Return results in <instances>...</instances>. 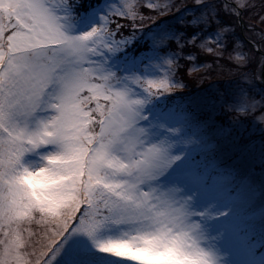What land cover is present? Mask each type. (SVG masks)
<instances>
[{"label": "snow or ice", "instance_id": "6c2138e0", "mask_svg": "<svg viewBox=\"0 0 264 264\" xmlns=\"http://www.w3.org/2000/svg\"><path fill=\"white\" fill-rule=\"evenodd\" d=\"M82 3L83 0H0V125L9 133L7 137L0 135V218L11 217L16 209L30 203L17 178L20 165L27 173L23 176L25 183L47 182L54 186L52 195L60 198L61 205L64 200L74 202L71 212L63 216L53 213L57 216L56 228L50 236L45 233L38 237V255L42 257L39 264H56L65 243L74 234L87 237L103 253L136 264H141L136 258L141 251L189 257L192 264H217L215 254L202 247L203 225L194 219L206 216L208 210L192 209L197 199L223 197L230 191L229 178L219 174L215 159L218 145L206 138H186L182 134L183 125L169 127L150 121L145 115V108L154 97L180 87L173 81L177 62L166 60L168 70L159 78L127 76L128 86H121L116 72L105 67L108 56L126 47L134 36V33L124 36L123 27L139 28L146 13L158 17L172 5L169 0H119L99 17L100 23L70 36L68 30L75 29L81 20ZM196 4L210 5L196 22L215 19L219 26L217 39L204 40L199 47L220 58L227 53L228 60L237 66L245 64L244 45L238 38L230 49L226 47L235 28L222 24L217 14L239 17L248 7L246 0H225L219 6L215 0H199ZM121 19L125 23H120ZM261 39L264 41V30ZM73 40L80 43L72 45ZM64 41H69L74 51L88 49L84 63L94 66L96 84L92 96L98 103L104 136L94 149L70 142L59 155L42 157L41 168L32 170L22 163L28 150L24 147L23 130L13 132L8 125H16L20 118H27L36 110L42 90L55 69L56 58L50 53ZM217 45L222 46L217 49ZM29 52L31 56L18 55ZM45 57L48 59L44 60ZM196 68L193 65L189 71L195 72ZM254 79L253 76L246 81L251 83ZM219 103L221 110L232 112L233 119L251 116L264 126V96L257 98L244 93L238 103L223 99ZM211 119L210 115L199 127L206 128ZM192 144L200 146L199 160L178 169V162L186 154L179 149ZM38 148L34 143L32 150ZM80 187L88 194L86 201L72 191ZM112 223L141 227L131 236L122 234L97 241L98 234ZM22 243L17 233L7 244H0V264H21Z\"/></svg>", "mask_w": 264, "mask_h": 264}, {"label": "trees", "instance_id": "16d2710c", "mask_svg": "<svg viewBox=\"0 0 264 264\" xmlns=\"http://www.w3.org/2000/svg\"><path fill=\"white\" fill-rule=\"evenodd\" d=\"M224 2L225 0H215L217 6ZM114 3L115 0H83L81 20L100 13L102 8L108 12ZM246 3L248 7L241 13L243 24L237 17L217 14V19L222 24H232L235 28V33L228 38L226 47L230 49L238 38L244 45L242 52L252 54L250 63L244 68H237V65L231 63L227 53L220 58L199 47L204 40L217 39L219 26L215 19L208 23L196 22L207 13L210 5L196 4L195 0H182V3L181 0H176L178 6H174L173 11L143 28L123 27L124 36L132 33L134 36L126 47L113 54V58L119 61V71L122 74L132 72L142 75L159 58H169L177 62L178 67L173 77L183 82V86L172 93L154 97L152 103L160 108L158 110L162 115L177 117L182 122V131L186 138L216 141L218 147L215 157L224 156L229 162H235L234 166L240 170V183L230 188V191H237L244 183L249 185L251 202L245 210L249 213L250 210L264 206V126L251 116L233 119L232 112L221 110L219 103L222 99L238 103L244 93L257 98L264 95L263 64L259 61V56L264 55L259 52L264 30V24H261L264 0H246ZM120 23L125 21L121 19ZM221 46L216 47L219 49ZM189 57L194 59L190 60ZM193 65L197 68L195 72H190ZM206 65L211 67L205 68ZM253 76L255 79L251 83L246 81ZM200 78L202 79L198 81ZM210 115L212 119L208 126L200 128V123ZM181 116L188 119L181 120ZM194 150L192 156L199 159L200 146L197 144ZM245 177L248 179L245 180ZM247 212L239 214L229 226H234L240 234L241 230L252 229L255 244L250 247L254 251V256H251L264 257V215L252 224Z\"/></svg>", "mask_w": 264, "mask_h": 264}, {"label": "clouds", "instance_id": "9594fccd", "mask_svg": "<svg viewBox=\"0 0 264 264\" xmlns=\"http://www.w3.org/2000/svg\"><path fill=\"white\" fill-rule=\"evenodd\" d=\"M169 3L172 7L168 9L167 13L159 14L158 17L148 13L138 27L143 28L153 23L160 16L173 11L174 6H178L176 0H169ZM195 3H199V0H195ZM68 34L75 36L77 31L69 29ZM69 43V41H64L58 50L50 53L52 57L56 58L54 60L55 69L51 73L46 87L42 90L36 110L27 118H20L16 125H8L13 132L23 130V143L28 150L24 153L22 163L32 170L41 168L42 157L48 154L59 155L64 146L70 142L78 143L87 149H94L104 136V127L100 120V113L97 111L98 103L92 96L96 84L92 71L94 66H87L84 63L88 57V49L85 47L81 51H74L72 47H69ZM79 43V41H71L72 45ZM260 47L264 51V41ZM18 55L31 56L32 53H19ZM243 55L246 58V63L237 66V68H244L251 61L252 54L250 52H243ZM47 59V57L44 58V60ZM259 61L264 64V55L259 56ZM105 67L116 72L121 86H128L130 82L126 77L135 74H121L109 63ZM178 84L182 87L181 83ZM95 90L99 91L98 88ZM239 115H243V113H239ZM4 127V125H0V135L7 137L9 133L3 130ZM34 143L39 145L38 150H32ZM215 159L219 174L229 178L228 187H236L240 183V170L234 166L235 162H229L224 156L215 157ZM17 168V178L21 180L28 193L30 203L16 209L11 217L4 215L0 218V233H4V235H0V244H7L17 233L20 234L23 241L19 249L22 258L21 264H39L42 257L38 255L40 243L38 237L45 233L50 236L52 230L56 228L57 216L53 213L63 216L71 212L74 202L64 200L61 205L60 198L52 195L54 186L47 182L43 185H35L33 181L32 185L34 186H29L23 181V176L27 173L20 165ZM72 191L81 201L88 199V194L83 187H80L78 191ZM204 209L208 210L206 216L194 218L203 225L205 238L201 240V245L215 254L217 264H231L229 253L224 248L226 230L220 226L218 220L219 217L226 216L231 209H221L219 201L215 198L203 202L197 199L192 210ZM225 213L227 214L225 215ZM139 227L141 225L112 223L106 230L99 233L96 239L97 241L106 240L109 237H117L122 234L131 236ZM58 257L56 264H60Z\"/></svg>", "mask_w": 264, "mask_h": 264}, {"label": "rangeland", "instance_id": "374dc122", "mask_svg": "<svg viewBox=\"0 0 264 264\" xmlns=\"http://www.w3.org/2000/svg\"><path fill=\"white\" fill-rule=\"evenodd\" d=\"M118 3L119 0H115L114 4ZM106 13L107 11H104V8H102L101 12L94 13L93 17L86 20H80L75 30L77 32L83 31L91 27L95 23H100L99 17ZM257 47H259V45H257ZM260 51L262 50H259V52ZM109 56L111 58H108L107 62L110 65L114 66L115 69L119 70V61L114 60L113 54H110ZM168 59L169 58L156 59V61L151 63L145 70V72H143V74L140 76L149 78H159L163 76L168 70V65L165 63V61ZM129 74H132V72ZM173 81L175 83H181L183 86V82L175 80L174 77ZM138 91L140 90L138 89ZM153 105L154 104L151 100V102L145 108V115L148 116V119L150 121H159L169 127L182 125V122L178 120L177 117L165 116L164 114L162 115V112L159 111L160 108H156L155 105ZM182 134L185 137V133L183 131ZM196 145L197 144H192L186 146V148L182 147L181 149H179L180 151H185L186 154L184 156V159L178 162V169L190 167L194 164L195 161L199 160L198 158L192 156L193 152L195 151L194 149ZM29 186L34 185L29 182ZM215 199L219 201V207L221 209H231V211L228 212L226 216L218 218L220 226L226 230L227 235L224 241V248L229 253L231 264H264V257L261 255L253 257L254 251L250 249L251 245L253 243L255 244L253 240L254 231L252 229H245L241 230L242 234H240L239 230L234 226H229L230 223L232 224V222L237 219L239 214L246 213L247 211L245 210H247L250 206L249 204L251 202V195L249 185L244 183L237 191H228L227 194L223 197H217ZM203 201L206 200H200V202ZM263 215L264 206H261L259 209L253 211L250 210L249 213L247 212V217L248 219L250 218L252 224L256 223V221L262 218ZM136 258L141 262V264H192V258L181 257L176 254L158 256L152 252L141 251L136 254ZM58 260L60 261V264H136V262L127 260L126 258H118L111 254L99 251L96 247L93 246V244L87 239V237L81 234H74L68 238L67 242L64 245L62 253L58 257Z\"/></svg>", "mask_w": 264, "mask_h": 264}, {"label": "water", "instance_id": "95a60500", "mask_svg": "<svg viewBox=\"0 0 264 264\" xmlns=\"http://www.w3.org/2000/svg\"><path fill=\"white\" fill-rule=\"evenodd\" d=\"M238 19H239L240 23L243 24L242 14H240V16L238 17ZM260 52H262V51H260ZM262 53H263V52H262ZM262 81H263V83H264V71H263V73H262Z\"/></svg>", "mask_w": 264, "mask_h": 264}]
</instances>
